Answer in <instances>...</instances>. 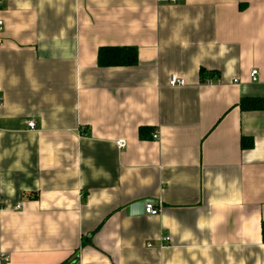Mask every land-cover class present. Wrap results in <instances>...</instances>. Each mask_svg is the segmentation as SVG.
I'll return each mask as SVG.
<instances>
[{
    "label": "crops",
    "instance_id": "crops-1",
    "mask_svg": "<svg viewBox=\"0 0 264 264\" xmlns=\"http://www.w3.org/2000/svg\"><path fill=\"white\" fill-rule=\"evenodd\" d=\"M0 21L2 264H264V110L241 109L264 0H2ZM124 47L136 66H99Z\"/></svg>",
    "mask_w": 264,
    "mask_h": 264
},
{
    "label": "trees",
    "instance_id": "trees-1",
    "mask_svg": "<svg viewBox=\"0 0 264 264\" xmlns=\"http://www.w3.org/2000/svg\"><path fill=\"white\" fill-rule=\"evenodd\" d=\"M139 63L138 51L134 48H102L99 51L98 64L103 68L113 67H133ZM207 76L206 72L202 74ZM241 109L243 111H258L264 110V100H243L241 102ZM252 139L243 138L242 147L249 149L253 147ZM263 239H264V225H263Z\"/></svg>",
    "mask_w": 264,
    "mask_h": 264
},
{
    "label": "built area",
    "instance_id": "built-area-1",
    "mask_svg": "<svg viewBox=\"0 0 264 264\" xmlns=\"http://www.w3.org/2000/svg\"><path fill=\"white\" fill-rule=\"evenodd\" d=\"M173 2L175 3L176 0H173ZM1 4H2V0H0V5ZM3 25H4L3 21H0V31H2ZM251 81H252V83H257L259 81V72L257 70H254L251 73ZM186 85H187L186 80L183 79L182 77H180L179 75L173 74L170 76L169 86L171 88L184 87ZM28 127L31 130H35L36 124L34 122H29ZM159 138H160L159 133H155L153 135L154 140L158 141ZM117 147L119 148V150H125L126 149V143L124 141H120L117 143ZM162 210H163V204L161 203V201H158L156 203L149 201L145 205V213L151 217H157L158 215L161 214ZM2 211H3V208L0 207V213ZM170 241H171V239L168 236H164L161 239V242L164 244L170 243ZM149 247H151V245H149ZM0 262H1V264L9 262V257L6 255H1L0 256Z\"/></svg>",
    "mask_w": 264,
    "mask_h": 264
}]
</instances>
